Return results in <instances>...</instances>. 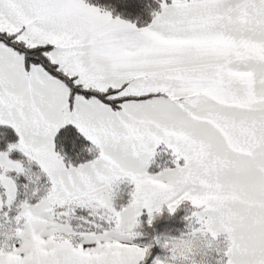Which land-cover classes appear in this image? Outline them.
I'll return each instance as SVG.
<instances>
[{"label": "snow or ice", "instance_id": "obj_1", "mask_svg": "<svg viewBox=\"0 0 264 264\" xmlns=\"http://www.w3.org/2000/svg\"><path fill=\"white\" fill-rule=\"evenodd\" d=\"M151 15L0 0V264H264V0Z\"/></svg>", "mask_w": 264, "mask_h": 264}, {"label": "trees", "instance_id": "obj_2", "mask_svg": "<svg viewBox=\"0 0 264 264\" xmlns=\"http://www.w3.org/2000/svg\"><path fill=\"white\" fill-rule=\"evenodd\" d=\"M90 3L106 8L113 12V15H119L122 19L135 23L137 27H143L151 23L152 12L159 10V0H131V2L123 3L121 0H89ZM170 2V0H169ZM8 138L10 141L15 140L14 133L9 130ZM169 157L161 155L157 158L156 164L163 166H171L168 163ZM156 164L149 169L150 172L158 171ZM120 203H126L120 201ZM192 208L189 204L181 205L177 211L169 215L166 210L156 217L151 225L147 223V216L142 215L141 225L136 231L140 234L133 241L135 244L150 247V256L146 259L145 264H152V260L156 257H163L164 250L155 243L156 240L163 241L164 238H179L187 230L186 217L191 214Z\"/></svg>", "mask_w": 264, "mask_h": 264}, {"label": "rangeland", "instance_id": "obj_3", "mask_svg": "<svg viewBox=\"0 0 264 264\" xmlns=\"http://www.w3.org/2000/svg\"><path fill=\"white\" fill-rule=\"evenodd\" d=\"M132 243H133V241H132ZM135 244V243H134ZM137 246H142V245H139V244H136Z\"/></svg>", "mask_w": 264, "mask_h": 264}]
</instances>
